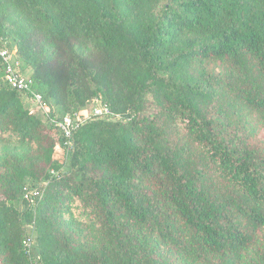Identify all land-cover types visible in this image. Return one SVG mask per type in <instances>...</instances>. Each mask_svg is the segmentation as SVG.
Masks as SVG:
<instances>
[{"label": "trees", "instance_id": "16d2710c", "mask_svg": "<svg viewBox=\"0 0 264 264\" xmlns=\"http://www.w3.org/2000/svg\"><path fill=\"white\" fill-rule=\"evenodd\" d=\"M0 42L51 120L112 118L68 148L0 58V264H264V0H0Z\"/></svg>", "mask_w": 264, "mask_h": 264}, {"label": "rangeland", "instance_id": "374dc122", "mask_svg": "<svg viewBox=\"0 0 264 264\" xmlns=\"http://www.w3.org/2000/svg\"><path fill=\"white\" fill-rule=\"evenodd\" d=\"M11 57H12V62L14 63V66L16 67V69L20 72V74L22 76H24L25 78L30 79V76L32 75V70L30 68H26L23 65V62L21 60V58L18 57V55L16 54L15 50L11 51ZM5 76V74H4ZM3 76V79H4ZM33 94L36 93V91L34 89H32ZM22 100L24 103L25 108L30 109V110H35L36 112V116L42 120L46 125H51L53 120H51L49 118V111H47V108L41 109L38 107L37 102L34 100L33 95L32 94H23L22 95ZM102 104L99 100H92L82 111L81 113H83V116L85 117H89L91 116V114L93 113L94 110H101ZM107 117V116H106ZM110 118V117H109ZM108 118H104V120H106ZM112 119V118H110ZM3 148L0 147V156L3 155ZM54 159L58 160L60 162H65L64 164V168L62 169V174H68L69 172V167H68V157H66V154L64 152L63 148H55L54 151ZM7 178V171L3 166H0V181L5 180ZM27 186L26 187H30L32 186V182L27 181ZM34 186H32V189L28 192L29 195L31 196H35L36 193H38L37 189H40L41 187H45L47 185V183H33ZM4 185L2 182L0 183V187ZM10 204L12 206H14L18 211H23L24 210V204L21 202V199H19L18 201H13L10 202ZM73 225L78 227L80 230H82V232H84L87 235H92L95 233H93L92 227H91V223L88 221L87 218H79L78 221L73 222ZM32 229L30 227H27V233L28 235L31 234L30 236V254L31 257L35 260H38V254H37V250L35 248V241H34V235H32V232H30Z\"/></svg>", "mask_w": 264, "mask_h": 264}, {"label": "built area", "instance_id": "2783aa9c", "mask_svg": "<svg viewBox=\"0 0 264 264\" xmlns=\"http://www.w3.org/2000/svg\"><path fill=\"white\" fill-rule=\"evenodd\" d=\"M2 42H0V58L4 65V81L10 86L12 89L17 90L18 92L24 94H32L34 100L37 102L39 108L44 109L45 104L40 95L37 93L33 94L32 91V82L28 78H25L20 74V72L14 66L12 62L11 53L8 49L2 48ZM101 110H94L91 116L85 117L83 113H76L74 115H66L59 121H53L52 124L59 129L63 138L65 139V146L68 148L72 147V136L73 133L88 120L93 118L96 119H104L109 118L110 114L108 110L102 106ZM107 116V117H106ZM37 195V193L35 194ZM30 238L26 242V247L30 249Z\"/></svg>", "mask_w": 264, "mask_h": 264}]
</instances>
